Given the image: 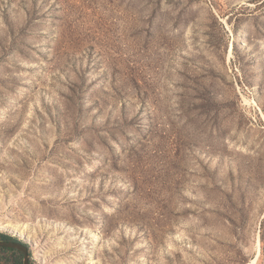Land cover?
I'll list each match as a JSON object with an SVG mask.
<instances>
[{
	"label": "rangeland",
	"instance_id": "rangeland-1",
	"mask_svg": "<svg viewBox=\"0 0 264 264\" xmlns=\"http://www.w3.org/2000/svg\"><path fill=\"white\" fill-rule=\"evenodd\" d=\"M0 234L264 264V0H0Z\"/></svg>",
	"mask_w": 264,
	"mask_h": 264
},
{
	"label": "trees",
	"instance_id": "trees-1",
	"mask_svg": "<svg viewBox=\"0 0 264 264\" xmlns=\"http://www.w3.org/2000/svg\"><path fill=\"white\" fill-rule=\"evenodd\" d=\"M0 241L17 242V243L23 244L16 238H13V237H10L4 234H0ZM0 255L3 256L4 258H8L10 261V264H22V255L17 251L10 250V249H0Z\"/></svg>",
	"mask_w": 264,
	"mask_h": 264
},
{
	"label": "water",
	"instance_id": "water-1",
	"mask_svg": "<svg viewBox=\"0 0 264 264\" xmlns=\"http://www.w3.org/2000/svg\"><path fill=\"white\" fill-rule=\"evenodd\" d=\"M23 244L17 242L0 241V249H10L17 251L22 255V264H30L29 249L27 245H23Z\"/></svg>",
	"mask_w": 264,
	"mask_h": 264
}]
</instances>
